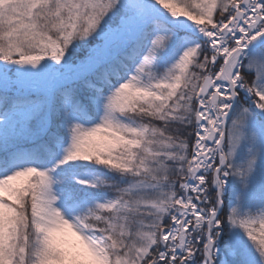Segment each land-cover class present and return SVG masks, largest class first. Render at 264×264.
Masks as SVG:
<instances>
[{
	"label": "snow or ice",
	"instance_id": "6c2138e0",
	"mask_svg": "<svg viewBox=\"0 0 264 264\" xmlns=\"http://www.w3.org/2000/svg\"><path fill=\"white\" fill-rule=\"evenodd\" d=\"M0 264H264V0H0Z\"/></svg>",
	"mask_w": 264,
	"mask_h": 264
},
{
	"label": "rangeland",
	"instance_id": "374dc122",
	"mask_svg": "<svg viewBox=\"0 0 264 264\" xmlns=\"http://www.w3.org/2000/svg\"><path fill=\"white\" fill-rule=\"evenodd\" d=\"M95 43H97V41H94V43H92V44H95ZM90 46H91V44H90L89 46H85V47H84V50L86 51V52H85V55H83V56L75 55V56H76V59H83L84 57H86V56H87V47H90ZM81 48H82V47L78 48L77 51H80Z\"/></svg>",
	"mask_w": 264,
	"mask_h": 264
},
{
	"label": "trees",
	"instance_id": "16d2710c",
	"mask_svg": "<svg viewBox=\"0 0 264 264\" xmlns=\"http://www.w3.org/2000/svg\"><path fill=\"white\" fill-rule=\"evenodd\" d=\"M92 43H94V41H91V43L90 44H92ZM89 46V45H88ZM82 48H81V50L80 51H77L76 52V54L75 55H78V56H83V55H85V50H84V47L85 46H81Z\"/></svg>",
	"mask_w": 264,
	"mask_h": 264
}]
</instances>
